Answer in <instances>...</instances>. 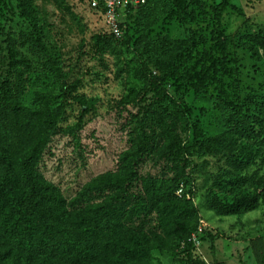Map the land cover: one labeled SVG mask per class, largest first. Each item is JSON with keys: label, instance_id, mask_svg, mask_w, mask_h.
I'll use <instances>...</instances> for the list:
<instances>
[{"label": "rangeland", "instance_id": "374dc122", "mask_svg": "<svg viewBox=\"0 0 264 264\" xmlns=\"http://www.w3.org/2000/svg\"><path fill=\"white\" fill-rule=\"evenodd\" d=\"M195 1L199 5L190 0L187 5L196 21L181 23L172 15L183 17L184 5L146 0L121 18L123 37L130 42L120 45L86 0H0V86L11 78L10 60L22 61V108L39 111L50 99V110L60 113V129L50 138L37 173L64 198L71 219L87 221L96 207L111 200L113 192L100 193L91 185L129 171L143 133L151 151L135 162V192L146 199L156 194L160 207L175 197L182 199L184 186L186 199H192L197 210L191 218L155 208L148 216L142 212L139 218L124 219L126 227L134 228L145 221L137 245L158 247L148 264H264L263 201L236 215H218L209 204L222 169L226 179L244 176L254 188L264 183V0H228L220 18L215 11L225 0ZM218 19L234 43L238 97L255 133L248 139L212 91L191 90L184 101L168 84L161 96L155 92V83L186 53L193 35L212 31ZM248 37L255 52L236 45ZM36 39L58 61L63 78L34 48ZM154 114L175 123L174 140L162 133ZM14 138L13 130L7 135L0 128V152L11 150ZM230 149L242 153L241 167L223 156ZM134 204L135 199L125 203V216ZM196 226L202 228L198 243L187 238L188 229ZM23 233L26 240L36 239L33 245L25 242V249L39 261L68 264L73 257L66 247L72 238L53 240L28 226ZM123 238L134 242L130 236Z\"/></svg>", "mask_w": 264, "mask_h": 264}, {"label": "trees", "instance_id": "16d2710c", "mask_svg": "<svg viewBox=\"0 0 264 264\" xmlns=\"http://www.w3.org/2000/svg\"><path fill=\"white\" fill-rule=\"evenodd\" d=\"M188 0H175L185 6L183 17L172 15L181 23L196 21L195 12H188ZM221 3L215 16L228 8V3ZM199 5V1L190 0ZM142 6V5H140ZM130 7L125 16L138 8ZM191 19V20H189ZM121 28L123 24H120ZM123 29V28H122ZM116 43L127 45L129 39L123 37ZM38 51L52 67L57 77L63 78L61 67L40 39L33 42ZM232 39L226 34L218 19L215 28L208 33H195L189 40L187 51L173 62L168 70L162 73L155 83V92L161 96L165 85L174 88L175 92L185 97L194 91H212L219 103L225 105L230 113L231 122L247 139L255 136L253 126L243 117L242 104L239 100V79L237 60L233 52ZM237 47L255 52L256 48L250 37L236 42ZM11 78H7L0 86V128L9 134L15 133L10 144L11 150L0 152V264H56L49 259L39 261L31 251H26L25 242L33 245L35 238L29 240L23 236L24 229L32 227L41 230L48 238L60 241L69 237L68 242L73 257L68 264H148L153 260L152 251L158 247L138 246V234L142 232V222L137 227H126L124 219L139 218L143 212L148 216L152 210L166 209L167 213L176 212L178 218H191L197 210L192 199H186L188 189H181L182 199L175 197L159 207L160 200L151 193L149 199L141 192L136 193L135 162L143 153L151 151V144L143 133L138 135L139 144L131 154L129 171L121 175L106 176L95 181L91 188L100 193L113 192L111 200L95 208V215L87 221L71 219L64 198L50 184L42 181L37 173V166L44 151L48 148L50 138L59 131V112H52V100H44L39 111L28 112L20 105L26 90L22 61L11 59L9 63ZM79 100V99H78ZM160 124L162 133L174 140L175 123L167 124L161 115L154 114ZM139 132H142L139 123ZM172 135V137H170ZM245 138V141H248ZM264 144V136L260 138ZM233 144H229L232 147ZM231 164H244L245 160L239 149L227 150L223 153ZM219 171L214 179L213 189L209 194V204L218 215H236L254 210L261 201L264 204V183L254 188L246 177L226 179ZM180 183L178 185V189ZM238 190L236 193L233 191ZM232 193V195H231ZM135 199V204L124 215V205ZM128 220V221H129ZM198 227L188 229V239L198 232ZM130 236L133 243L123 236ZM45 236L40 237L43 240ZM24 258V261H21ZM35 260V261H34Z\"/></svg>", "mask_w": 264, "mask_h": 264}, {"label": "built area", "instance_id": "2783aa9c", "mask_svg": "<svg viewBox=\"0 0 264 264\" xmlns=\"http://www.w3.org/2000/svg\"><path fill=\"white\" fill-rule=\"evenodd\" d=\"M88 6L100 17L103 18L104 25L117 40L123 39V32L120 26L121 18L125 16L130 7L140 6L146 3V0H86ZM202 228L192 235L191 240L199 242Z\"/></svg>", "mask_w": 264, "mask_h": 264}]
</instances>
